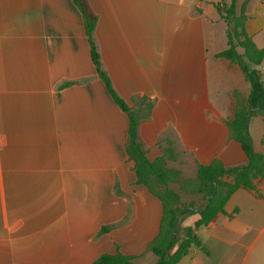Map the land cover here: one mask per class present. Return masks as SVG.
<instances>
[{
	"label": "crops",
	"instance_id": "1",
	"mask_svg": "<svg viewBox=\"0 0 264 264\" xmlns=\"http://www.w3.org/2000/svg\"><path fill=\"white\" fill-rule=\"evenodd\" d=\"M216 1L87 0L112 87L133 108L140 97L152 102L137 128L147 156L159 155L170 139L178 157L169 165L185 177L195 175L196 162L215 157L226 166L246 161L226 122L234 112V91L244 96L249 84L236 63L215 56L226 47V23ZM241 4L247 33L264 49V0H236L237 9ZM257 67L264 85V59ZM65 81L72 83L63 86ZM127 127V115L96 74L73 1L0 0V186H34L37 192L34 206L13 203L14 210L43 216L53 207V187L68 182L71 166L103 168L86 166V139L91 152L125 156ZM249 132L254 149L264 153V114L251 118ZM116 162L106 167L114 170ZM137 185L141 188L130 196L140 208L125 218L109 215L105 222L115 225L100 235L105 241L78 245L71 264H90L116 248L135 256L136 264L143 258L153 264L147 244L158 231L161 202ZM254 186L235 190L225 213L197 229L207 252L193 245L181 264H264V176Z\"/></svg>",
	"mask_w": 264,
	"mask_h": 264
},
{
	"label": "trees",
	"instance_id": "2",
	"mask_svg": "<svg viewBox=\"0 0 264 264\" xmlns=\"http://www.w3.org/2000/svg\"><path fill=\"white\" fill-rule=\"evenodd\" d=\"M83 19L84 31L89 44V55L97 76L113 102L127 115L128 127L125 151L133 162L135 183L141 184L161 202V218L156 235L148 242L147 250L155 255L153 264H181V258L191 246L204 252L206 247L198 238L197 229L211 221L218 213H225L224 205L238 188L254 189V179L264 176V153L256 151L249 132L252 117L264 114V85L257 67L264 59V49L257 47L245 29L247 17L244 4L236 8V0H217L214 6L226 23V47L215 54L236 63L249 84L246 95L234 91V112L226 122L230 137L239 143L246 155L241 164L226 166L215 157L208 163L196 162L193 177H185L181 170L169 165L178 154L170 139L160 146L161 153L150 159L139 139L137 128L141 117L148 116L152 102L140 97L139 106L133 108L112 87L107 72L101 65L94 41L93 31L97 17L87 0H72ZM65 81L62 85H69ZM177 185V190L170 186ZM179 191L197 195L201 202L183 203ZM192 214L197 218L192 224L183 225V220ZM111 225H102L97 235L109 230ZM135 256L124 254L118 248L114 252H102L90 264H136Z\"/></svg>",
	"mask_w": 264,
	"mask_h": 264
},
{
	"label": "rangeland",
	"instance_id": "3",
	"mask_svg": "<svg viewBox=\"0 0 264 264\" xmlns=\"http://www.w3.org/2000/svg\"><path fill=\"white\" fill-rule=\"evenodd\" d=\"M253 134L257 136L259 132L253 129ZM92 148L86 139V166L104 167L74 170L71 166L68 182L53 187V207L43 211V216L34 217L29 210H14L13 203L29 208L35 205L36 187L0 186V264H66V254L71 264L78 245L89 247L105 241L97 232L102 225H115L105 222L109 215L121 213L125 218L131 210L140 208L137 199L133 201L130 196L141 186L135 183L127 155L91 152ZM113 161H117L118 167L107 168ZM170 186L177 190L176 184ZM179 195L183 203L201 202L194 194L179 191ZM19 213L25 216H13ZM145 263V258L139 261Z\"/></svg>",
	"mask_w": 264,
	"mask_h": 264
}]
</instances>
